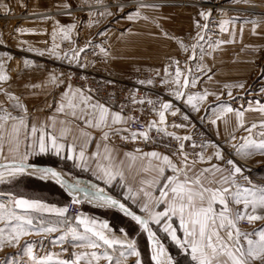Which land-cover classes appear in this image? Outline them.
I'll use <instances>...</instances> for the list:
<instances>
[{
  "label": "rangeland",
  "instance_id": "rangeland-1",
  "mask_svg": "<svg viewBox=\"0 0 264 264\" xmlns=\"http://www.w3.org/2000/svg\"><path fill=\"white\" fill-rule=\"evenodd\" d=\"M250 6L261 10H246ZM201 12L210 14L208 19ZM71 25L75 27L65 39L61 29ZM175 61L184 73L180 86L174 82ZM0 65V74L8 77L0 81V106L10 114L28 111L31 104L23 89L48 76L79 88V78L93 72L131 82L143 74L166 79L167 91L175 95L177 110L187 115L185 127L192 130L193 140L201 144L198 146L202 150L221 148L228 160H234L243 170V175L235 176L238 185L264 188V155L251 148L244 150L251 155L237 151L248 141H264L260 134L264 132L260 127L264 122V111L260 110L264 107V0H0ZM184 76L195 78L196 85L183 87ZM20 86L24 87L22 91ZM177 91L183 95L177 97ZM205 91L209 95L203 101L194 100L195 107L187 103L188 95ZM17 103L20 106L14 107ZM238 112L243 116L239 117ZM252 124L257 127L247 131ZM31 180L28 175L21 179L9 176L0 182V189L29 188ZM45 187L54 193L57 188L53 184ZM0 203L13 207L11 196L0 199ZM68 214L70 220L76 217ZM111 217L137 237L144 263L152 264L143 226L115 211ZM69 223L70 232L76 226ZM241 224L245 233L264 228V221ZM5 225L0 221L7 235L10 228ZM154 227L152 232L158 233L162 239L159 244L164 253L168 252L161 260L174 257L160 228ZM44 240L26 235L19 246H4L0 249V264H87L83 258L78 259L83 257L79 254L81 242L70 234L63 240L65 245H51ZM26 244L32 245L33 257L25 254Z\"/></svg>",
  "mask_w": 264,
  "mask_h": 264
},
{
  "label": "snow or ice",
  "instance_id": "snow-or-ice-1",
  "mask_svg": "<svg viewBox=\"0 0 264 264\" xmlns=\"http://www.w3.org/2000/svg\"><path fill=\"white\" fill-rule=\"evenodd\" d=\"M138 15V13H137ZM200 15L205 19H208L210 14L201 12ZM133 17H129L132 19ZM75 27L74 25L69 26L67 30L61 29L64 33L65 39L68 38V32ZM199 27V24L197 25ZM207 28V25H204ZM255 31V30H253ZM200 40L204 37L197 34ZM182 47H185L183 44ZM55 47H59L55 45ZM196 45H193L195 49ZM185 50H187L185 48ZM83 51V49H80ZM194 58V57H190ZM177 67L175 69V83L177 86L181 85V76L184 75L181 68L179 67V61H175ZM2 68V65H0ZM167 72V69L165 70ZM191 73V69H188ZM210 78V77H209ZM8 77L6 75L0 74V81H6ZM143 83V81H141ZM151 83V81H148ZM189 85L195 86L196 79L193 78L189 80L187 76H184L183 87H188ZM243 87V85H240ZM79 93V90L69 94H65L67 99L68 108L72 109L71 115L74 118H78L84 121L86 126L90 127H111L112 125L126 123L119 113H110L109 109L103 105L90 104L91 97H86L83 93H79V99L82 104L86 107L80 108V115L77 116L76 109L79 107L77 103L74 102V98ZM5 95H9L5 93ZM183 93L177 91L176 96L181 97ZM209 93L205 91L203 94L197 93L195 95L187 96V103L193 104L194 100L203 101L207 98ZM231 95V93H229ZM11 99L16 100L17 98L11 97ZM143 103V101H141ZM152 103V101H148ZM17 103L14 107H19ZM91 109L89 111L88 109ZM161 110L158 112L159 122H165V113L172 108L170 103H162L160 105ZM64 105L58 108V111H63ZM198 110V109H197ZM227 112H231V108L224 109ZM264 111V107L260 109ZM26 111V110H25ZM0 112H4V115H0V141H3V129L5 124L9 119L12 121H19V123H13L11 125L13 139L15 148L10 150L19 151V137L21 128L27 129V125L22 117H13L10 113H7L2 106H0ZM172 115H176V111H172ZM239 117L243 116V113H237ZM109 117H111V123H109ZM219 118V117H218ZM132 119V118H129ZM187 119V117H185ZM63 123V121H62ZM155 122H153L154 124ZM215 123V121H213ZM182 125H176V127H181ZM241 126H243L241 124ZM152 127V124L149 125ZM256 124H252L251 128L246 129L251 132L253 128H256ZM260 127L264 128V122L261 123ZM117 133L120 131H126V129H116ZM40 133L37 135V133ZM30 134L34 137L33 146L38 147L39 152L43 153L48 150L49 146L52 150H55L57 154L60 153L62 149L65 148L64 144L58 143V138L51 133L45 132L44 129H38L33 125L30 129ZM264 136V132L260 133ZM85 136L88 134L85 133ZM132 139L138 137H143L145 140L148 139L147 132H131ZM174 135V134H169ZM28 138V133H25V139ZM63 138V134L61 136ZM109 138V133H103V139L107 140ZM180 140V137H175ZM126 139V137H125ZM187 140L189 137H184ZM235 139V137H233ZM87 142V141H86ZM255 149L264 155V141L256 143L255 141H248L246 144L240 146L237 151L243 152L244 155H251L250 151H244L245 149ZM107 151V148L105 149ZM73 151L72 147L69 146V152ZM178 155L182 156V160L179 163H174L167 155H161L157 152H150L143 154L144 158H152L158 163L152 164L149 161V167L156 173L155 178L149 182L150 188H155L158 192V196H153L151 191H146L141 189L143 195L148 198L147 202L143 204L142 211L147 212L149 218L156 224H161L164 222L163 231L171 236V239L185 252L191 255L195 264H264V228L253 232H241L238 225L241 221H247L249 224H253L256 221H264V188H249L238 185L235 176L243 175V170L240 166L236 164L234 160H227L226 163L231 165V170L228 176H219L217 173L223 170L216 164H211L209 168L202 170L195 169V161L191 164L188 162V156L184 152V145L180 144L178 149ZM28 152L20 158L19 161L11 165H0V168H8L9 176H16L18 174L25 173L29 168H33L32 165L26 163L28 159ZM98 155V153H97ZM131 157L132 160H136L137 157L131 156V154H126ZM85 152L83 148L79 152V158L84 159ZM217 159H223L221 153L217 151L215 153ZM68 159L73 157L69 155ZM109 159V157H106ZM201 162H204V157L201 154L199 156ZM212 157L208 158L210 162ZM122 163V162H121ZM170 169L173 173L171 176H165V170ZM42 173L43 177H54L58 181L60 180V174L55 172L50 168H39L34 169ZM103 177L107 179V182H111L120 176L123 178L122 172L118 169L113 170L111 166H105L102 168ZM5 179L4 172H0V182ZM247 180V177H245ZM62 182V181H61ZM63 183V182H62ZM215 185V186H213ZM69 194L73 195V204L80 203V199L74 194L83 193L85 199L89 201L95 200L102 202L110 206H119L121 210L125 212L126 215L131 216L138 224L143 226L145 230L148 231V236L150 240L154 241L156 246V251L153 255V260L156 264H173L172 258L167 257L163 262L161 261V256L164 255V248L159 244L158 240H155V233L147 228L148 219H144L139 215H135L133 212L129 211L123 203H118L117 200L111 198L110 196H105L103 194V189H96L95 191H90L88 188H82L79 184L69 185ZM235 189V190H233ZM128 192L131 193L132 189L129 188ZM230 202L232 205H242V207H230ZM13 207L9 208L7 205L0 203V221L6 222L5 227L10 228V231L5 235V228H0V249L4 246H19L20 240L23 236L31 234V228L33 227V218L28 215L30 211L38 212H55L57 215L63 217L67 213L66 208L55 209L49 208L47 205L41 204L37 201H28L25 199H14L12 201ZM164 205L162 211H155V208ZM19 209L23 214L18 213L16 210ZM173 218L179 220V228L183 232V239L177 236L176 228L172 226ZM78 225L83 227V232H80L78 228L70 229L69 233L60 237L63 241L70 234L73 240L87 241L86 244L81 245L82 247L89 248H99L102 242L103 245L111 248L114 245H121L128 249L129 255H135L139 257V252L136 251L133 242H127L125 244L122 240L109 238L104 234L103 231L96 230V221L89 220L87 217H77ZM101 228H107L106 224L100 225ZM42 231L44 233H52L57 231V228L43 227ZM90 234V235H89ZM258 237V239H253L252 237ZM95 237L96 239H92ZM25 254L29 257H33V247L31 244H26L24 246ZM85 256L88 253L84 254ZM91 256L95 260H100L101 257L97 255L96 252H92ZM121 256L124 253L121 252ZM83 257H78L82 259ZM105 260L109 261L111 264L112 258L105 255L103 257ZM6 264V262H5ZM36 264H42L40 261H36ZM91 264V261H89ZM116 264H122L121 261H117ZM136 264H141L140 260L136 261Z\"/></svg>",
  "mask_w": 264,
  "mask_h": 264
},
{
  "label": "crops",
  "instance_id": "crops-1",
  "mask_svg": "<svg viewBox=\"0 0 264 264\" xmlns=\"http://www.w3.org/2000/svg\"><path fill=\"white\" fill-rule=\"evenodd\" d=\"M22 88L24 87L20 86V91H22ZM77 90H79V93H83L84 96L91 97L89 102L90 104L103 105L109 109L110 113H119L127 122L112 125L111 127L86 126L83 120L74 118L71 115L72 109L68 108L67 106L65 94L67 93L69 96H71V94ZM22 92L28 95V103H30L31 106H29L28 111L22 112L20 114L13 113L11 116L18 118L22 117L25 124L27 125V129L21 128L19 137V151L10 150L15 148L14 142H11L13 139L11 125L13 123L18 124L19 121H12L11 119L8 120L3 129L4 139L3 141H0V165H11L19 161L25 152H28L29 155L26 163L32 165L33 168H29L25 173L18 174L13 177L21 179V177L28 175L33 178V180H31L32 183H30L28 186L29 188L13 186L11 191H1L0 189V195L3 196L0 197V199H5V197L11 196L12 201L14 199H25L28 201L40 202L41 204L47 205L49 208L67 209V213L63 217L57 215L55 212L30 211L28 215L33 218V227L31 228V234H29L30 236L35 238L43 237L45 238L44 241L51 245L57 242H60L61 245H65V243L60 240V237L69 232V222H74L76 228H78L80 232H83V227L78 225L76 218L87 217L89 220H95L97 222L96 230L103 231L104 234L109 238L122 240L125 242V244L127 242H133L136 251L139 252V257L135 255H129L126 246L122 247L121 245L117 244L109 248L103 245L102 242H99L101 244V247L99 248L82 247V252L79 254L83 256L85 263L87 262V264H89V261H91V264H109V261L103 258L105 255H107L112 258L111 264H116L118 260L121 261L122 264H136L138 259L140 260L141 264H145L137 245V237L132 236L130 231L125 226L120 225L118 228L113 223L111 216L113 215L114 211L120 213V215L124 216L125 218H132L131 216L126 215L125 212L119 207L110 206L95 200L92 201L98 205L89 204L88 199L84 198L83 193H78L75 194L76 197L85 201L87 208L84 207L83 211L79 215L70 220L68 214V202L70 196L73 198V195L69 194L68 186L79 184L80 187L88 188L90 191L103 189V194L105 196H110L111 198L117 200L118 203H123L129 211L136 213L135 215H139L144 219H148V225H153V229L152 226L150 227V225L147 226V228L153 231L155 228L154 225H156V228H160V232L163 233L165 242H169L167 245L169 247L168 251L170 254H172L171 256L177 258L178 262H184V258L186 257L187 260L191 262V264H195V261L192 260L191 255L180 248L171 239V236L163 231L164 222L162 221L161 224H156L149 218L147 212L142 211L143 204L147 202L148 198L143 195L141 189L151 191L154 197L159 195V192L154 187H149V182H151L156 176V173L149 167V161L151 160L152 164H156L158 162L150 157L144 158L143 154L157 152L162 156L167 155L174 163H179L182 159H176L172 155L161 150L146 149L139 151L113 142V136L124 132L120 131L117 133L115 131L116 129L128 130L129 118L120 111L108 105L102 104L94 96L87 93L82 88L65 83L62 78L58 79L57 77L53 78L48 76V78L44 79L43 81L29 84V86L24 88ZM79 93L74 98V102L79 105V107L76 109L77 116L80 115V108L86 107L80 102ZM172 98V108L170 111H176L177 114H184L177 110L175 104L178 102L175 101L176 99L174 94L172 95ZM61 105H64V110L62 112L58 111V108ZM88 110L91 111L90 108ZM109 123H111V117H109ZM33 125H35L38 129H44L45 132L56 136L58 138V143L64 144L65 148L62 149L59 154H57L55 150H52L50 146L45 152H39L38 147L33 146L34 137H32L30 134V129ZM26 132L28 133L27 139H25ZM104 132L109 133V138L107 140L103 139ZM171 132L174 133L175 136L180 137V140H182L187 145H201L193 140L192 130L188 127L183 125L181 127H173L171 128ZM85 133L88 135L85 136ZM39 134L40 133L38 132L37 135ZM62 134L63 138H61ZM184 137H189V139L185 140L183 139ZM69 146L72 147L73 151L69 152ZM82 148L85 152L83 160L79 158V152ZM106 148L107 151L105 150ZM217 151L221 153L223 159H217L215 157V153ZM126 154H131V156H135L137 159L132 160L131 157ZM201 154L204 157V162H201L199 159ZM69 155H71L73 158L68 159L67 157ZM106 157H109V159H106ZM209 157H212L210 162H208ZM227 160L228 157L224 155L221 148H208L202 150L200 154L198 153L196 156L188 158L189 164H191L192 161L196 162V170L209 168L211 164L218 165L223 171L217 173V177L229 175L231 166L226 163ZM105 166H111L113 170L118 169L120 172H122L123 178L117 176L115 180L107 182V179L103 177L102 172V168ZM39 168L53 169L55 172L60 174V180L58 181L56 178L51 176L42 178V173L34 171V169ZM9 171L10 169L8 168H0V172H4L5 175L4 181H6V179L9 177ZM171 175H173L172 171L166 168L165 176ZM46 184H53L57 188L59 187L60 193H56L58 192L57 188L55 189V193L52 190H48L45 187ZM26 188L29 191L28 194L25 193ZM50 188H52V186ZM129 188L132 189L131 193L128 192ZM54 197L59 199H53ZM229 206L236 208L231 204V202ZM163 208L164 205H160L155 208V211H162ZM134 210H138L140 213L135 212ZM16 211L20 214H23L19 209ZM102 224H106L107 228H101L100 225ZM52 226L56 227L57 231L52 233H44L42 231L43 227ZM172 226L176 228L177 236L183 239V232L179 228V220L177 218H173ZM238 227L241 232H244L245 227L243 224H241V222L239 223ZM144 231L147 236L152 264H156V262L153 260V255L156 251L154 241L149 239L148 231L145 230V228ZM155 237L158 241L162 242V239L158 233L155 234ZM252 238L255 239V236ZM24 239H26V235L24 236ZM92 239L95 240L96 238L92 237ZM77 241H80L81 245L87 243V241ZM92 252H96L97 255L101 257V259L98 261L93 259L91 256ZM121 252L124 253L123 257L121 256ZM85 253H88V255L85 256ZM164 254L168 255V252L166 251ZM174 257H172L173 264H178L176 263ZM257 264H259V262H257Z\"/></svg>",
  "mask_w": 264,
  "mask_h": 264
},
{
  "label": "built area",
  "instance_id": "built-area-1",
  "mask_svg": "<svg viewBox=\"0 0 264 264\" xmlns=\"http://www.w3.org/2000/svg\"><path fill=\"white\" fill-rule=\"evenodd\" d=\"M136 81L116 76L98 73H88L79 78L78 84L102 104L108 105L129 119L128 130L113 136V142L135 150L156 149L166 152L176 159L179 145H184V152L188 158L196 156L202 150L198 145H187L182 140H177L171 132L176 125H188L186 114L172 115V111L165 113V122H159L158 112L162 103H170L173 98L167 91L166 79H161L152 74H143L135 77ZM143 81V83H141ZM151 81V83H148ZM143 101V103H141ZM152 101V103H148ZM153 122H155L153 124ZM152 124V127L149 125ZM131 132H147L148 139L143 137L132 139ZM126 137V139H125ZM74 198V197H73ZM68 204L71 215L77 216L83 211L84 201ZM246 225H252L244 221Z\"/></svg>",
  "mask_w": 264,
  "mask_h": 264
},
{
  "label": "bare ground",
  "instance_id": "bare-ground-1",
  "mask_svg": "<svg viewBox=\"0 0 264 264\" xmlns=\"http://www.w3.org/2000/svg\"><path fill=\"white\" fill-rule=\"evenodd\" d=\"M246 10H251V11H254V12H256V11H258V10H261V8L260 7H258V6H250V7H248ZM239 161H241V162H243L244 164H248V165H250L249 163H247L246 161H244L243 159H241V158H237ZM78 198V197H77ZM79 199V198H78ZM81 200V199H80ZM152 229H153V225H152ZM164 260H166V259H163V260H161L162 262L164 261Z\"/></svg>",
  "mask_w": 264,
  "mask_h": 264
},
{
  "label": "trees",
  "instance_id": "trees-1",
  "mask_svg": "<svg viewBox=\"0 0 264 264\" xmlns=\"http://www.w3.org/2000/svg\"><path fill=\"white\" fill-rule=\"evenodd\" d=\"M64 196V195H63ZM84 207L87 208V205H85ZM113 223L116 225V227H120L119 224L115 221V219H113ZM185 257V256H184ZM184 260L186 261V264H191V262L189 260H187V258L185 257Z\"/></svg>",
  "mask_w": 264,
  "mask_h": 264
},
{
  "label": "water",
  "instance_id": "water-1",
  "mask_svg": "<svg viewBox=\"0 0 264 264\" xmlns=\"http://www.w3.org/2000/svg\"><path fill=\"white\" fill-rule=\"evenodd\" d=\"M74 195H75V194H74ZM88 203H89V204H93V205H98V204L94 203L93 201H89V200H88ZM132 212H133V211H132ZM133 213H134V212H133ZM134 214H136V213H134Z\"/></svg>",
  "mask_w": 264,
  "mask_h": 264
}]
</instances>
